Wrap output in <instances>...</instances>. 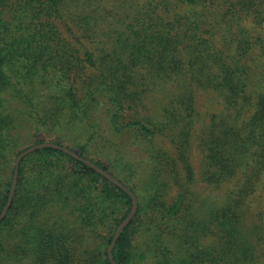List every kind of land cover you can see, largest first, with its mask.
I'll return each instance as SVG.
<instances>
[{
	"label": "trees",
	"instance_id": "16d2710c",
	"mask_svg": "<svg viewBox=\"0 0 264 264\" xmlns=\"http://www.w3.org/2000/svg\"><path fill=\"white\" fill-rule=\"evenodd\" d=\"M66 17L80 31L75 43L59 28ZM156 89L167 95L159 118L139 114ZM197 90L215 94L220 110L195 136V169ZM5 93L20 105L9 110ZM99 105L110 127L132 131L153 162L154 174L128 187L137 209L112 248L115 263L255 264L258 229L244 216L264 185V0H0V211L13 132L84 125ZM55 138L63 145L62 133ZM75 147L89 159L87 142ZM118 165L130 182L137 165ZM195 179L228 186L223 203L200 219L191 206ZM130 208V196L88 164L38 147L20 160L0 220V264H111L107 246Z\"/></svg>",
	"mask_w": 264,
	"mask_h": 264
},
{
	"label": "rangeland",
	"instance_id": "374dc122",
	"mask_svg": "<svg viewBox=\"0 0 264 264\" xmlns=\"http://www.w3.org/2000/svg\"><path fill=\"white\" fill-rule=\"evenodd\" d=\"M65 19L67 20V24L58 22L59 28L63 36L67 37L72 43H75L73 35L81 36L79 33L80 31L71 25V21L67 17ZM68 27L73 31L68 30ZM4 96L10 101V103L7 102V108H9V110L12 104L13 107L20 105L11 98V93H5ZM40 96L39 98L47 101L45 95ZM166 96L164 98L163 92L158 89L154 90L145 99L144 107L137 108V112L139 114H148L153 118H159ZM219 110L220 106L215 94L203 90H197L195 92L194 134L192 136V149L190 155L195 169L198 167V161L201 155L198 148V141L195 136H197L198 132L209 123V114ZM131 113V111L127 112L128 115H131ZM93 121H96L98 124L92 127ZM40 128L42 130L36 131L35 129H31L28 125L24 129L13 132L14 137H17V145L14 147L15 155L9 154L7 156L9 165H13L17 152L32 145L37 137H42L45 142H55L57 141L55 135L60 132L64 135V140L62 141L63 146L74 148V151L77 150L75 147L77 141L80 143L87 142L88 152H86V156L89 159H93L105 165L108 171H110L117 180L122 179L125 181V178H128V175H126L128 169H122L118 165V162L120 165L121 163L136 164V173L133 175V179H131L130 182L125 181L127 188L131 186V183L133 184L135 182L141 183L142 185L148 180L151 174H154L152 169L153 162L149 159L146 145L143 142L139 143L138 140L135 141L134 133L130 130L125 129L119 133L115 132L107 122L102 105H99L98 108L92 112L91 118H88L84 125H64L62 128H53L51 126L49 127V125H44L40 126ZM93 133L94 135L91 140H87L89 135ZM156 144L162 145L167 149L170 148L168 142L162 139H158ZM7 174L8 172L5 173L6 176ZM227 188L228 186L224 184L219 187H214L195 179L191 190V206L195 212L194 217L200 219L204 217L210 209L222 204ZM257 190L258 191L251 196L252 198L250 201L246 202L244 222L248 227L256 226L257 228L255 229H258L257 235L252 237L255 241V246L251 249V252L257 255L255 264H264V185L259 186ZM175 192L176 188H171L168 198L174 196ZM175 245V242H173V244H170V247L175 248ZM12 264H29V259L22 262L13 261Z\"/></svg>",
	"mask_w": 264,
	"mask_h": 264
},
{
	"label": "water",
	"instance_id": "95a60500",
	"mask_svg": "<svg viewBox=\"0 0 264 264\" xmlns=\"http://www.w3.org/2000/svg\"><path fill=\"white\" fill-rule=\"evenodd\" d=\"M41 146H46V147H52L55 149H59L65 153H67L68 155H70L71 157L82 161L85 164H88L89 166H91L95 171H97L98 173H100L101 175H103L105 178H107L108 180H110L112 183L116 184L118 187H120L122 190H124L131 198V208L129 210V212L127 213V215L125 216V218L117 225L112 240L109 243V245L107 246L106 252H107V256L110 260L111 264H117L115 263L113 256H112V248L115 245V242L119 236V234L121 233V231L123 230L124 226H126L129 221L133 218L136 209H137V198L136 195L129 190L126 186H124L119 180H117L116 178L110 176L108 173H106L105 171H103L100 167H98L96 164H94L93 162H91L89 159L83 158L80 155L77 154L76 151L71 150L70 148L63 146V145H59L57 143L54 142H43L41 144H33L30 145L28 147H25L24 149H22L19 153H17V155L15 156L14 159V163H13V172H12V178H11V183H10V187H9V191H8V196L6 199V203L3 206V208L0 211V220L4 217V215L6 214L14 193H15V189H16V185H17V180H18V170H19V162L20 160L26 156L27 154H29L30 152L34 151L36 148L41 147Z\"/></svg>",
	"mask_w": 264,
	"mask_h": 264
}]
</instances>
